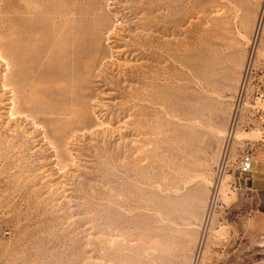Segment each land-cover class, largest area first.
I'll list each match as a JSON object with an SVG mask.
<instances>
[{"label":"rangeland","instance_id":"rangeland-1","mask_svg":"<svg viewBox=\"0 0 264 264\" xmlns=\"http://www.w3.org/2000/svg\"><path fill=\"white\" fill-rule=\"evenodd\" d=\"M76 1L71 33L56 0H0L26 102L0 61V264H264L235 184L264 140V0ZM94 10L122 23L96 49Z\"/></svg>","mask_w":264,"mask_h":264},{"label":"bare ground","instance_id":"bare-ground-1","mask_svg":"<svg viewBox=\"0 0 264 264\" xmlns=\"http://www.w3.org/2000/svg\"><path fill=\"white\" fill-rule=\"evenodd\" d=\"M57 1V4H56V6H55V14H57L58 15V17L57 18H59L58 20H56L55 19V21H58L59 23H62V22H64L65 24H66V30H68V31H70L71 33H72V30H74V29H77L78 28V25H80V24H82V22H83V20L85 19V15H84V13H81V11H80V8L77 6V1L76 0H71L72 2H68L69 3V5L68 6H66L65 7V3H63V0H56ZM68 1H70V0H68ZM78 1H80V0H78ZM107 1L109 2L110 0H106V6L108 5V3H107ZM82 2H83V0H82ZM87 2V1H86ZM112 3V2H111ZM115 3H117V1H115ZM80 4V3H79ZM84 4H85V2H84ZM115 5V4H114ZM97 7V6H96ZM111 8H112V6H110ZM113 7H115V6H113ZM88 8V7H87ZM99 8V7H98ZM78 9V10H77ZM86 10V9H85ZM75 11L76 12H78L80 15L79 16H76V13H75ZM99 12H97L96 10H94L92 13H90V17H92L93 18V21H92V26H91V29L93 28V30L94 31H92V32H94V35L91 37V38H89V39H87V43H91V44H87V45H91L90 47H94V49H96V48H98V46L101 44V42H102V40H105V42L106 41H113V40H111V38L115 35V33H117L118 31H117V26H120V25H122V23H121V21H120V23L119 24H117V22H118V20L116 19V20H114L113 19V22L110 24V25H107V24H104L102 21H103V18H101V15H100V13L98 14ZM130 13V12H129ZM115 15V14H114ZM113 15V16H114ZM119 15V14H118ZM56 16V15H55ZM103 17V16H102ZM115 17V16H114ZM124 17V16H123ZM96 18V19H95ZM125 18V17H124ZM125 20V19H124ZM115 21V22H114ZM123 21V20H122ZM56 23V22H55ZM64 23H62V24H64ZM106 23V22H105ZM64 24V25H65ZM90 24V25H91ZM124 25V24H123ZM126 26V25H125ZM120 27H122V26H120ZM124 28V27H123ZM3 29H4V26H3ZM89 30H90V27L88 28ZM122 29V28H121ZM122 31V30H121ZM89 32V31H88ZM87 32V33H88ZM87 33L85 34V35H87ZM91 34V33H90ZM101 34L102 35H104V37L102 38V36H101ZM118 35V34H117ZM117 38V37H116ZM82 41V40H81ZM84 41V40H83ZM109 41V42H110ZM75 44H77V45H79L81 48H83V47H86V46H81V45H83L79 40H76V43ZM109 44V43H108ZM13 44H11V43H8V44H6V48H5V50L3 49V43H1V41H0V61L2 62L1 64H3V65H5V73L3 74V71H2V78H3V85L4 86H7V87H9L10 85V87L8 88V89H10V92H11V94H12V97H11V100H10V97H9V99L8 100H10V101H8V104H9V102L12 104V112H13V114L14 113H17V112H22V111H20V107L18 106V103H19V100H21L22 101V105H24V104H26V102L25 101H23V99H22V96L20 95L19 96V94L20 93H22V88H20L21 86H19L18 87V85L15 83V80L16 79H14V77H13V62L16 60V59H18L20 56H19V54H18V52L17 51H15V49L13 48ZM89 47V46H88ZM108 47H110V46H108ZM80 49V48H79ZM87 49V48H86ZM112 49V48H111ZM73 49L71 48V50L69 49V56L71 57L72 55H74V56H77V55H80V52H81V49L79 50V51H75V50H73ZM110 50V49H109ZM86 51V50H85ZM112 51V50H111ZM83 52V51H82ZM93 53V52H92ZM84 54H86V53H84ZM114 55V54H113ZM81 56H82V54H81ZM100 59V65L101 64H103V60L105 59V56H103V57H99L98 58V60ZM113 59H115V58H113ZM108 60V59H107ZM84 62H85V60H84ZM83 62V63H84ZM96 61L94 60V62L92 61V64L90 65V67L88 68L89 70L87 71L86 70V72H88V75H89V73H90V71H92L93 70V68L95 67L94 66V63H95ZM111 63H113L114 65H115V63L114 62H111ZM83 65H87L86 63L85 64H83ZM105 65V64H104ZM111 65V64H110ZM112 66V65H111ZM118 66V65H117ZM100 67V66H99ZM75 68V67H74ZM83 68L85 69V67L83 66ZM86 68V69H87ZM117 68V67H116ZM84 69H82L83 71H84V73H85V70ZM98 69H100V68H98ZM80 70V69H79ZM99 71V70H98ZM102 71V70H101ZM120 71V70H119ZM80 72V71H79ZM78 72V73H79ZM121 72V71H120ZM77 73V74H78ZM83 73V74H84ZM99 73H101V72H99ZM123 73V72H122ZM80 74V73H79ZM87 74V73H86ZM102 74V73H101ZM100 74V75H101ZM87 75V76H88ZM91 75V74H90ZM108 75V74H107ZM77 76V75H76ZM81 76V75H80ZM97 76V75H96ZM106 76V75H105ZM78 77H79V75H78ZM84 77H86V75L85 76H83L82 75V77L81 78H84ZM1 78V77H0ZM88 79V78H87ZM93 79V78H92ZM105 79V78H104ZM78 80V79H77ZM84 80H86V79H84ZM81 81V80H80ZM1 82V81H0ZM82 83H86V82H84V81H81ZM79 83V82H78ZM81 83V84H82ZM1 84V83H0ZM87 84H89V83H87ZM86 84V87H90V86H88ZM2 85V84H1ZM0 85V86H1ZM2 85V86H3ZM80 86H82V85H80ZM2 88V87H1ZM77 88V87H76ZM85 88V85H84V87L82 88V89H84ZM88 88H85V89H88ZM7 90V89H6ZM80 91H81V89H80ZM79 91V92H80ZM2 92V91H1ZM7 92V91H6ZM83 92V91H82ZM82 94H84V92L82 93ZM107 95V94H106ZM7 96V95H6ZM10 96V95H9ZM81 96V95H80ZM85 97H87L86 95H84ZM83 96V97H84ZM3 97V96H2ZM82 97V96H81ZM84 97V98H85ZM4 98H5V96H4ZM24 98V97H23ZM5 99H7V98H5ZM30 102V101H29ZM34 102V101H33ZM4 104H6V103H4ZM35 104V103H34ZM96 106V105H95ZM100 106V105H99ZM19 107V108H18ZM8 108H10L9 106H8ZM23 108V106L21 107V109ZM33 108V107H32ZM94 108H96V107H94ZM104 108V107H103ZM11 109V108H10ZM41 109H42V106H41ZM42 110H45V109H42ZM101 110V109H100ZM47 111V110H46ZM53 111V110H52ZM55 113H59L60 114V112L59 111H54V114ZM80 113V112H79ZM18 114V113H17ZM19 115H24V114H19ZM18 115V116H19ZM13 116V115H12ZM17 116V115H16ZM28 115H26V117H27ZM81 116H82V119H84V117H85V114L83 113V114H81ZM17 118V117H16ZM16 118L14 119V121L16 120ZM21 118V117H20ZM81 118V117H80ZM80 118H79V120H80ZM9 119V118H8ZM13 119V118H12ZM75 119V118H74ZM81 119V120H82ZM19 120H21V119H19ZM18 120V121H19ZM26 120V119H25ZM24 120V121H25ZM27 120H28V118H27ZM13 121V120H12ZM83 122V121H82ZM102 123V122H101ZM85 124V125H84ZM87 123H86V121H84L83 122V126H84V128H87V127H89L88 125H86ZM79 125V124H78ZM100 125V124H99ZM100 128H101V126H100ZM87 130V129H86ZM96 130V129H95ZM104 130V129H103ZM43 131H46V130H44L43 129ZM92 131H94V129L92 130ZM86 132V131H85ZM89 132H91V131H89ZM74 133V132H73ZM95 133V132H94ZM43 134H46V132H44ZM76 134V133H75ZM79 136V135H78ZM45 137H46V139L48 138L46 135H45ZM44 137V138H45ZM71 139V138H70ZM50 140V139H49ZM49 140H47V141H49ZM51 142H53V141H51ZM57 148V147H56ZM77 152V151H76ZM73 153V152H72ZM78 153V152H77ZM56 156V155H55ZM74 157V156H73ZM66 158V157H65ZM55 160H57V159H55Z\"/></svg>","mask_w":264,"mask_h":264},{"label":"crops","instance_id":"crops-1","mask_svg":"<svg viewBox=\"0 0 264 264\" xmlns=\"http://www.w3.org/2000/svg\"><path fill=\"white\" fill-rule=\"evenodd\" d=\"M252 169L250 172L241 174L243 181H235L254 196L256 203V215L264 222V140L256 146L251 153ZM241 156L239 157L240 160ZM239 180H241L238 177Z\"/></svg>","mask_w":264,"mask_h":264},{"label":"built area","instance_id":"built-area-1","mask_svg":"<svg viewBox=\"0 0 264 264\" xmlns=\"http://www.w3.org/2000/svg\"><path fill=\"white\" fill-rule=\"evenodd\" d=\"M252 156L250 153H246L244 155L241 156L238 165H237V169L239 171L240 174H245L251 171L252 169Z\"/></svg>","mask_w":264,"mask_h":264}]
</instances>
